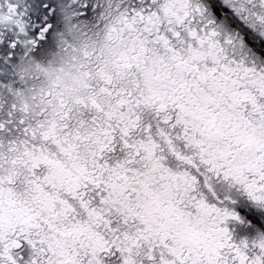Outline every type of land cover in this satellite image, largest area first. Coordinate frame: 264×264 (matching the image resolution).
I'll list each match as a JSON object with an SVG mask.
<instances>
[{
	"label": "snow or ice",
	"instance_id": "snow-or-ice-1",
	"mask_svg": "<svg viewBox=\"0 0 264 264\" xmlns=\"http://www.w3.org/2000/svg\"><path fill=\"white\" fill-rule=\"evenodd\" d=\"M0 264H264V0H0Z\"/></svg>",
	"mask_w": 264,
	"mask_h": 264
}]
</instances>
